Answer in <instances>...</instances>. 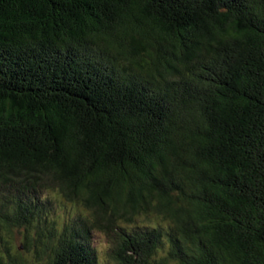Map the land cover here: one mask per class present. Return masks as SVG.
I'll list each match as a JSON object with an SVG mask.
<instances>
[{
  "label": "trees",
  "instance_id": "trees-1",
  "mask_svg": "<svg viewBox=\"0 0 264 264\" xmlns=\"http://www.w3.org/2000/svg\"><path fill=\"white\" fill-rule=\"evenodd\" d=\"M0 264H264V0H0Z\"/></svg>",
  "mask_w": 264,
  "mask_h": 264
},
{
  "label": "rangeland",
  "instance_id": "rangeland-1",
  "mask_svg": "<svg viewBox=\"0 0 264 264\" xmlns=\"http://www.w3.org/2000/svg\"><path fill=\"white\" fill-rule=\"evenodd\" d=\"M60 205H61V210H60L59 214H60L61 218H67L68 217V215H67L68 210H74V208H75L73 204H71L65 200H62ZM75 210H76V208H75ZM77 210H78V212H80V211H82V208L79 206V208ZM100 241H101V245H103V247H104L105 246L104 240L100 239Z\"/></svg>",
  "mask_w": 264,
  "mask_h": 264
}]
</instances>
